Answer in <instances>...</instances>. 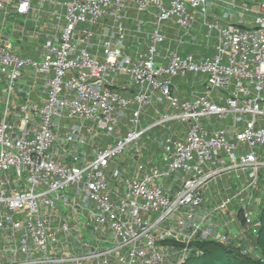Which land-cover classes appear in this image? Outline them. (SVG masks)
I'll list each match as a JSON object with an SVG mask.
<instances>
[{
	"label": "built area",
	"instance_id": "built-area-1",
	"mask_svg": "<svg viewBox=\"0 0 264 264\" xmlns=\"http://www.w3.org/2000/svg\"><path fill=\"white\" fill-rule=\"evenodd\" d=\"M12 16L30 52L6 39ZM188 74L208 79L185 96ZM0 85V264H181L196 240L236 245L222 217L255 240L264 0H0ZM220 176L230 189L208 192Z\"/></svg>",
	"mask_w": 264,
	"mask_h": 264
},
{
	"label": "rangeland",
	"instance_id": "rangeland-1",
	"mask_svg": "<svg viewBox=\"0 0 264 264\" xmlns=\"http://www.w3.org/2000/svg\"><path fill=\"white\" fill-rule=\"evenodd\" d=\"M38 7H39L38 2L34 1V8L35 9L31 10V13L28 16L29 19L31 20V18L35 17V18H39L40 21H42V22L47 21L48 17L46 14V10L43 11V8H42L38 13V11L36 9ZM15 19H16V17H14V16L9 17V19L7 21L8 24H6V27H4L2 31H4V35H5L6 39H10V41L13 42L14 46H16L17 48L28 47L27 46L28 38L26 36L25 37L23 36L24 32L22 31L21 24H20V22H18V20L16 22H14ZM54 25H55V23H54ZM197 79H201L202 81L206 82L208 77H207V75L188 74L186 76V78L182 80V85H183V88L186 90V92H188L190 90L189 89L190 84L193 83ZM186 80L188 82H186ZM160 133L161 132L154 130L152 134L147 135L143 139V141L141 142L143 147H144L143 155L147 161H153L155 159L160 158V156H161L160 149H159L158 144H157V139H158ZM130 149H131V146L126 147V149L124 151L126 153V155H125V157L123 155L119 156L120 161L124 160V158L125 159L127 158V155L129 154L128 152ZM258 179H259L258 185L254 189V192H253V195H254V209L253 210L255 213H259V210H261V208L264 207V171H262L259 174ZM223 227L229 228L230 226L223 225ZM216 229L217 230H223L224 228L220 229L219 227L216 226ZM237 232L238 231H235V230L231 232V237L235 236L234 242L236 245H234L233 248L239 250L240 253H242V251L244 249H251V254L247 253L246 256H249L250 258L258 261L261 256H260V253L257 251V249L254 248L255 247L254 246V238L252 237V235L249 232L243 233L244 235H239V234H237ZM0 237H2L1 234H0ZM7 238H8V236H6V239ZM205 240L215 241L214 239H211V238L205 239ZM201 241H203V239H199L198 241L196 240L194 242V245L197 247V244L200 243ZM162 244L166 245V246H172L173 248H177V249L182 247V243L180 241H176V240H165ZM0 251H1V245H0ZM255 253H256V255H255ZM259 261H260V264H264V258L262 260H259ZM256 264H257V262H256Z\"/></svg>",
	"mask_w": 264,
	"mask_h": 264
},
{
	"label": "trees",
	"instance_id": "trees-1",
	"mask_svg": "<svg viewBox=\"0 0 264 264\" xmlns=\"http://www.w3.org/2000/svg\"><path fill=\"white\" fill-rule=\"evenodd\" d=\"M260 226L258 234L254 240V245L260 253V259L264 258V207L258 213ZM196 244V243H195ZM193 251L181 264H260L231 245L219 243L217 241L203 240L197 244H192Z\"/></svg>",
	"mask_w": 264,
	"mask_h": 264
},
{
	"label": "crops",
	"instance_id": "crops-1",
	"mask_svg": "<svg viewBox=\"0 0 264 264\" xmlns=\"http://www.w3.org/2000/svg\"><path fill=\"white\" fill-rule=\"evenodd\" d=\"M165 34H166V42L165 45H169L172 48H177L181 53H187V52H191L193 54L196 55H209L212 53L211 50H205L204 48H202V46L200 44H191L189 43V38H185V43L183 44H178V42H176V38L179 37L178 33L175 30H171V29H166L164 30ZM131 37H129L128 43H127V47H126V53H132L133 49L131 48ZM186 42L188 44H186ZM19 49L26 51V52H30V49H28L27 47H19ZM125 84H128V80L127 78L123 77L122 78ZM186 82H188L186 80ZM129 85V84H128ZM2 86V85H0ZM190 86H192V84H190ZM189 86V89H190ZM190 91V90H189ZM189 91L186 92V90L183 88L182 82H179V92L182 95L187 96L189 94ZM3 99V96L0 95V101ZM230 122V121H229ZM228 122V120H226L225 122H221L219 124H216L215 127H219L220 126H229L230 123ZM230 178L227 176H220L217 177L215 180H213L209 186V190L208 192H214L215 190H229L230 189ZM227 220H225V219ZM223 225H228L230 226L228 229L232 231H236V226H235V222L234 221H229L228 218L226 217H222L219 220L216 221V226L219 227L220 229H222ZM224 228V227H223Z\"/></svg>",
	"mask_w": 264,
	"mask_h": 264
}]
</instances>
